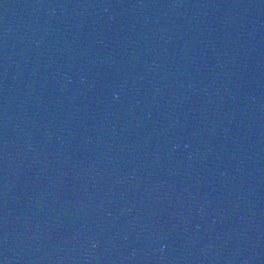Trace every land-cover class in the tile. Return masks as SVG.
<instances>
[{
	"label": "water",
	"instance_id": "water-1",
	"mask_svg": "<svg viewBox=\"0 0 264 264\" xmlns=\"http://www.w3.org/2000/svg\"><path fill=\"white\" fill-rule=\"evenodd\" d=\"M0 264H264V0H0Z\"/></svg>",
	"mask_w": 264,
	"mask_h": 264
}]
</instances>
